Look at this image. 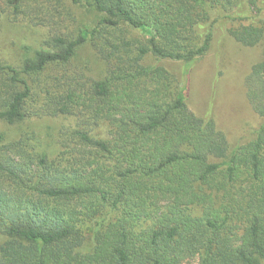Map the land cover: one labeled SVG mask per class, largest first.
Segmentation results:
<instances>
[{"label": "trees", "instance_id": "trees-1", "mask_svg": "<svg viewBox=\"0 0 264 264\" xmlns=\"http://www.w3.org/2000/svg\"><path fill=\"white\" fill-rule=\"evenodd\" d=\"M72 1L102 15L95 27H52L21 65L0 63V122L68 120L56 154L34 133L0 132V264H264V56L245 78L260 119L246 142L187 105L192 62L242 0ZM115 29L120 41L104 38ZM227 32L247 47L264 38L259 22ZM96 38L98 77L74 63Z\"/></svg>", "mask_w": 264, "mask_h": 264}, {"label": "rangeland", "instance_id": "rangeland-1", "mask_svg": "<svg viewBox=\"0 0 264 264\" xmlns=\"http://www.w3.org/2000/svg\"><path fill=\"white\" fill-rule=\"evenodd\" d=\"M80 3L74 4L72 0H0V63L21 65L25 57H31L35 50L45 48L43 41L52 34V27L73 33L83 27H95L102 15L85 1ZM19 4H25V13L13 12V7ZM241 6L243 12L235 14V19H219L214 27L210 49L192 62L187 98V105L196 114L211 111L217 127L225 133L231 145L246 142L252 129L260 122L248 102L245 78L251 66L264 56V38L257 45L247 47L233 39L227 29L251 21L264 26V10L250 6L244 11V0ZM244 13L248 18L244 19ZM124 30L126 39L135 37L144 40L149 36L134 29L126 30L124 27ZM104 38L120 41L123 36L120 30L115 29L111 34H105ZM96 42L100 45L102 40H87L76 50L74 59V63L84 67L86 73L94 77H98L104 67ZM144 63L163 65L176 72L181 68L176 61L154 56L146 57ZM66 122L49 118H32L14 126L0 122V132L7 140L17 138L23 132L34 133V139H40L48 145L51 154H56L59 150L58 131ZM186 264H198V257Z\"/></svg>", "mask_w": 264, "mask_h": 264}]
</instances>
